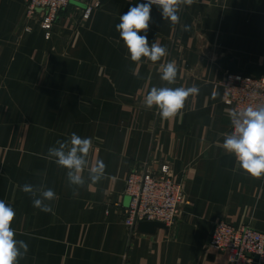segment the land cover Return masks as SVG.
I'll use <instances>...</instances> for the list:
<instances>
[{
    "label": "crops",
    "instance_id": "obj_1",
    "mask_svg": "<svg viewBox=\"0 0 264 264\" xmlns=\"http://www.w3.org/2000/svg\"><path fill=\"white\" fill-rule=\"evenodd\" d=\"M140 2L72 0L46 39L37 19L23 21V0H0V199L16 212V239L29 245L19 264H230L209 245L217 220L264 233V176L243 172L221 147L232 109L217 84L227 55L240 68L263 62L264 0H196L181 6L176 25L153 6L148 38L168 51L155 64L130 61L116 31ZM169 61L179 68L172 85L160 79ZM153 86L200 91L164 120L142 103ZM73 132L92 138L90 165H106L105 178L78 195L67 170L43 158ZM165 162L183 188L182 212L171 226L130 234L125 180ZM25 183L54 190V213L32 206Z\"/></svg>",
    "mask_w": 264,
    "mask_h": 264
},
{
    "label": "clouds",
    "instance_id": "obj_2",
    "mask_svg": "<svg viewBox=\"0 0 264 264\" xmlns=\"http://www.w3.org/2000/svg\"><path fill=\"white\" fill-rule=\"evenodd\" d=\"M196 0H143L131 5L127 12L119 17L116 31L127 49L133 63L151 62L155 64L168 54L167 48L159 43L151 42L148 38L150 24L155 23L151 15L155 6L162 20L170 21L173 25L180 22L181 6H191ZM185 31L188 25L182 26ZM179 68L174 61L160 65V79L168 85L175 84ZM133 75L139 79V73L133 70ZM200 89L191 87H151L143 98V105L151 110L158 109L164 120L174 119L185 107L190 96L198 95ZM232 131L224 135L221 147L235 157L236 164L246 174L259 178L264 176V105H249L230 113ZM93 147L92 138L81 137L75 132L56 145L49 147L44 159L58 167L66 169V178L72 188L73 195H78V189L86 183L96 184L106 176V165L97 160L90 165L88 156ZM87 171L85 177L83 173ZM20 190L29 194L32 206L45 213H54L49 202L57 199L53 189L43 183L33 185L25 183ZM16 217L14 208L0 199V264H19L29 251V245L24 240L16 239V231L12 227Z\"/></svg>",
    "mask_w": 264,
    "mask_h": 264
},
{
    "label": "built area",
    "instance_id": "obj_3",
    "mask_svg": "<svg viewBox=\"0 0 264 264\" xmlns=\"http://www.w3.org/2000/svg\"><path fill=\"white\" fill-rule=\"evenodd\" d=\"M72 0H23V21L37 19L38 26L49 39L61 9ZM97 4H94L96 6ZM91 7L83 13L86 18ZM217 84L223 90V102L232 110L249 105H264V76L259 78L224 72ZM232 131L230 123L229 132ZM129 201L122 222L132 234L141 221H157L171 226L182 212L185 194L181 184L173 181L168 163L156 172L138 168L125 180ZM209 245L228 253L230 264H264V233L249 225L232 226L224 220L214 223Z\"/></svg>",
    "mask_w": 264,
    "mask_h": 264
},
{
    "label": "water",
    "instance_id": "obj_4",
    "mask_svg": "<svg viewBox=\"0 0 264 264\" xmlns=\"http://www.w3.org/2000/svg\"><path fill=\"white\" fill-rule=\"evenodd\" d=\"M223 70L230 74H240L242 76L259 78L264 76V60L261 64L248 63L243 68L237 66L236 60H231V56L227 55L218 60ZM166 228L163 223L157 221H141L136 226V231L152 233L156 228ZM213 231V230H212ZM212 234V233H211Z\"/></svg>",
    "mask_w": 264,
    "mask_h": 264
}]
</instances>
